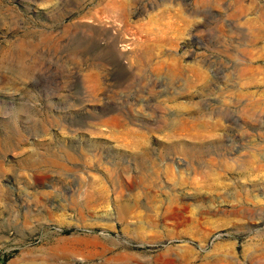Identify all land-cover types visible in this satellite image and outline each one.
I'll list each match as a JSON object with an SVG mask.
<instances>
[{"label":"rangeland","instance_id":"1","mask_svg":"<svg viewBox=\"0 0 264 264\" xmlns=\"http://www.w3.org/2000/svg\"><path fill=\"white\" fill-rule=\"evenodd\" d=\"M0 264H264V0H0Z\"/></svg>","mask_w":264,"mask_h":264},{"label":"trees","instance_id":"2","mask_svg":"<svg viewBox=\"0 0 264 264\" xmlns=\"http://www.w3.org/2000/svg\"><path fill=\"white\" fill-rule=\"evenodd\" d=\"M6 261V259L3 260V262Z\"/></svg>","mask_w":264,"mask_h":264}]
</instances>
